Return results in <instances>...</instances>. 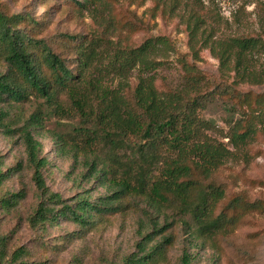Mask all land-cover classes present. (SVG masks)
<instances>
[{
	"label": "trees",
	"instance_id": "1",
	"mask_svg": "<svg viewBox=\"0 0 264 264\" xmlns=\"http://www.w3.org/2000/svg\"><path fill=\"white\" fill-rule=\"evenodd\" d=\"M72 1L79 8L86 6V0ZM37 25L38 20L28 13L9 14L0 0V105L35 102L19 126H13L8 109L0 107V129L9 136L17 133L22 140L41 200L30 224L62 216L86 227L95 215L121 210L124 199L142 197L157 211H173L194 245L200 240L202 246L211 242L217 247L219 236L232 232L246 215L264 214V199L249 201L234 195L219 205L225 190L212 180L234 156L233 149L264 133V92L213 83L186 62H182L180 83L160 88L157 69L162 62L147 53L138 55L132 88L127 81L114 85L90 69V44L78 46L82 57L73 68L36 36ZM258 40L239 38L244 46L256 45ZM215 106L223 115L224 128L206 116ZM50 122L67 128H46ZM40 131L49 132L58 151L70 153L83 176L106 186L110 194L96 201L81 197L65 204L58 193L50 191L43 175L47 159L35 138ZM10 174V169H0V186ZM23 196L10 193L0 198V205L8 209ZM152 219V228L137 243L138 252L125 256L120 264L166 260L174 242V235L166 233L171 224L156 226ZM7 240L8 236L0 235V264H37L25 259L23 247L8 253ZM181 263H190L187 251Z\"/></svg>",
	"mask_w": 264,
	"mask_h": 264
},
{
	"label": "rangeland",
	"instance_id": "2",
	"mask_svg": "<svg viewBox=\"0 0 264 264\" xmlns=\"http://www.w3.org/2000/svg\"><path fill=\"white\" fill-rule=\"evenodd\" d=\"M1 1L9 14L28 13L38 20L36 36L45 39L73 68L82 57L78 46L90 44V69L101 72L114 85L127 81L132 88L138 55L147 53L162 62L157 69L160 88L178 85L182 62H186L213 83L264 92V0H86L83 8L72 0ZM241 36L259 40L256 45L244 46L239 41ZM34 106L32 100L18 106L0 105L8 109L13 126H19ZM206 116L224 128L219 107H210ZM46 128L67 127L50 122ZM35 138L47 159L45 184L65 204L81 197L96 201L110 194L106 186L83 176L70 153L58 151L49 132L35 133ZM233 153L212 176L225 190L219 205L234 195L249 201L264 199V133L233 149ZM0 169L11 172L0 186V198L10 193L24 195L13 207L0 205V235L8 236V253L23 247L30 262L120 264L125 256L138 252L137 243L152 228L153 218L156 226L170 223L166 233L174 235L161 264H182L185 251L189 264H264V214L246 215L232 232L219 236L217 247L211 242L202 246L200 240L194 245L173 211H157L142 197L124 199L121 210L95 215L86 227L62 216L32 225L29 218L41 200L31 179L24 145L17 133L9 136L1 129Z\"/></svg>",
	"mask_w": 264,
	"mask_h": 264
}]
</instances>
